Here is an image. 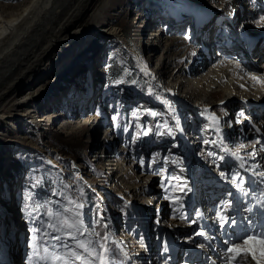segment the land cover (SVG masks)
<instances>
[{"label":"bare ground","instance_id":"obj_1","mask_svg":"<svg viewBox=\"0 0 264 264\" xmlns=\"http://www.w3.org/2000/svg\"><path fill=\"white\" fill-rule=\"evenodd\" d=\"M220 1L228 6L233 2L234 8L223 14L207 8L210 7L209 5H203V8L208 11L206 14V20L208 21L207 24L199 27L194 35V40H198V42L200 40L196 44V48L188 42L190 36L185 32L183 33L182 24L177 26L168 25V28H166V24L161 26L159 33L152 36L153 39L149 42L150 60L153 61L155 55L159 54L163 34L167 33L166 48L160 55L161 58L158 60L156 67H150L155 72L161 73L165 70V75H170L173 79L174 84L171 87L174 88L172 89L178 91V88H180V91H183L182 94L187 97L186 99L190 100L195 106L205 109L206 113H202L198 107L187 105L186 109H183L180 113L166 109L168 113L165 114L162 110L164 108L158 107L157 111L162 114L164 124L165 121H170L173 124L174 129H176L174 133L165 132L166 128H163L161 123L158 122V116H155V112L145 114L140 118L143 125L139 126L137 123L136 132L133 134L137 136H131V126H128L125 132L116 136L115 142L119 141L122 145H125V147L119 148L124 161L121 165L114 164L111 161L104 163L102 161L104 152H102L103 154L98 153L97 157L100 158V163H102L101 169H107L108 176L114 175V178H118L116 180L118 187L123 182L124 185L120 188L126 194L134 195L141 191L144 193L142 198L151 203L161 191L165 192V200L173 204L170 205L172 215L169 218L167 217L169 208L164 206V209L163 207H161L162 209L158 208V211L161 212L157 215L156 220L157 230L162 225L165 226V245H169V237L182 239L188 232H193L188 235V238H190L188 242L182 243L179 240L181 244L171 245L169 248H180L182 245L190 248L191 252L205 248L208 251L206 255L208 264H235V261L231 259L235 253L227 252V249L234 247L233 242L238 241L240 237L245 235L232 237L231 240L223 238V233H220L222 231L220 224L217 218L213 216L212 208L214 201L217 202L216 198L220 194L224 198L220 200L218 213H220V208L223 205V208L232 210L236 218L242 217L243 213L246 216L250 212L256 213L257 207L254 199L261 203L258 194L255 195L252 191L262 189L260 187L261 181L264 187V177L258 175L260 172H264V121L259 120V117L264 115L260 114V111L264 112V83L258 82L253 77H258L261 81H264V65L255 63L254 60L257 57L252 56L253 53L248 55V43L256 36L252 35L257 34L254 28L264 29V20H261V17H264V0L260 1L261 6L256 5L254 1L253 4L251 3L253 7L249 9H245L243 0ZM111 2L113 1L32 0L26 7L17 9L14 13L1 14L3 18L0 19V129L5 124H11L8 121L16 120L18 117L17 109L25 106L23 117L27 118V121L32 123L31 127L39 130V132L46 130L48 122H53L47 116L46 118H39L38 108H36L38 106H35V100L39 95L43 96L40 93L42 85L38 80L35 83L32 81L36 78V74L40 73L47 64H51L59 57L57 55L59 51L56 52V50L59 48L58 43L62 35L67 33L69 28L72 30L78 20L81 21L90 15L92 25L88 27L87 43L93 42L96 44L102 35H112L119 39V30L111 24H113V21H118L120 16L115 13L113 16L106 17L107 14L103 13ZM241 4H243L242 9H240ZM216 17L220 19L214 21ZM245 20L248 22H245ZM215 32L217 33L216 37H213L216 38L214 39L215 42L210 41ZM70 36L71 32L67 37ZM218 39L220 40L218 41ZM107 40L121 43L124 38ZM262 41H264L262 37L258 38V41L253 40L255 42L254 49H257ZM230 54L232 56L228 58L227 56ZM153 70L150 71L153 72ZM146 71L149 70L146 69ZM177 95L179 94L177 93ZM127 99H125L126 105L128 104ZM12 105L17 106L16 109L13 110ZM219 108L225 109V111L221 114L211 113L213 109ZM189 112H193L198 117L202 116L198 120L202 119L206 126L203 128L200 123H197L193 132L190 131L187 123L184 128L183 122ZM131 114H128V118ZM140 114H132L131 118L126 120L130 125H133ZM59 115L61 113L54 115L53 119L58 120ZM103 121L98 116H90L85 121V129L89 134L95 133L99 130L98 128L103 124ZM258 121L260 124L257 123ZM75 123L77 124L79 121ZM70 125L74 126L72 123ZM25 127L27 126L23 128ZM189 132L191 133L189 134ZM0 135H2L0 140L3 141L7 134L0 131ZM140 135H142L141 139L138 137ZM220 135L224 137L225 142L222 143L221 139L216 140V144L208 148V150H211L210 161L202 163L199 169L200 160L195 157L197 156L195 154L197 149L203 141L211 140L214 136L220 137ZM233 135L239 139L243 137L245 140L243 143L244 148H242L244 156L238 159H235L230 152L231 145L237 143L230 142ZM101 140L99 136L95 140L94 146L96 148L99 144L105 142L103 141L104 138ZM176 141H179V147L175 143ZM114 143L108 142L103 146L107 158L113 151ZM133 143H138V145ZM204 151L207 153V150H202V154H204ZM1 154L2 150L0 149V158ZM140 158L142 161L147 162V165H143L142 161L139 165L137 160L139 161ZM133 159H136V164L130 163ZM234 162L239 164L237 166L243 178L237 179L235 183L232 182V177H229L227 173L230 165ZM245 165L248 168L246 171ZM39 166H41V163L40 165L34 163L30 165V169ZM137 166H145L147 172L140 175L135 174ZM173 170L177 172L173 180L184 176L182 180L187 185H185L186 189L183 191V196H177L171 189L170 184L155 187L150 185L156 178L162 177V175L165 178V175L167 176ZM197 173L199 177H202L195 179ZM221 173H224L225 176H222ZM149 178L151 182L147 186ZM27 179L29 181L33 180L31 175H27ZM13 186H15V183L9 185V191ZM203 186H206V191H202ZM23 191L26 192L27 190L20 187L17 192L20 197ZM65 192H62L63 196ZM203 193L206 197H202ZM261 193H264V189L261 190ZM253 196L255 197L253 198ZM232 199L234 203L230 206L229 202ZM245 200H248V202L244 203ZM196 205L198 209L195 213L197 215L200 213L201 216L193 218L192 221L187 223L183 220L184 211L191 207L195 208ZM242 207H244V210ZM246 208L248 212H245ZM238 209H242L243 213ZM16 210H18L17 206ZM147 212L149 211H139L138 215L140 216L143 213L144 217L150 218L151 215ZM17 214L20 216L19 212ZM225 216H227L226 213ZM249 218L252 219V217ZM9 220L11 223L5 225L7 228L6 234L3 231L5 226L0 233L4 234L2 241H4L3 244L6 243L3 247L4 250H7V262L18 264L16 258L20 254L25 230L22 224L19 237H16L17 235H14L17 234L15 230H18L15 226V223L17 225L16 216H10ZM200 225L204 227L199 228ZM212 230L217 234V245L213 242ZM200 233H203V235H200ZM13 237L16 241H13ZM201 239L206 240V242L203 245L200 242L201 245L197 248L193 247L197 245L196 243L190 244V242H198ZM14 245L17 247L13 250ZM242 246L251 248L258 259L264 260V241L261 238L252 236L249 243ZM154 249L155 247H151L148 249L149 252L141 249L131 252L129 261L137 258L139 264H144L146 259L150 257V264H153L151 253ZM196 253L198 254L195 251ZM6 259L0 257V263L3 264ZM161 263L168 264L163 261ZM245 264H257V260H253L249 256Z\"/></svg>","mask_w":264,"mask_h":264},{"label":"rangeland","instance_id":"obj_2","mask_svg":"<svg viewBox=\"0 0 264 264\" xmlns=\"http://www.w3.org/2000/svg\"><path fill=\"white\" fill-rule=\"evenodd\" d=\"M31 1L0 0V19L3 18L1 14L14 13L17 9L26 7ZM111 1L113 2L103 13L107 14L106 17L113 16L115 13L120 16V19L116 22L113 21L111 25L119 30V39L124 38V41H121V43L112 42L107 39H119L112 35H102L96 44L93 42L87 43L88 27L92 25L90 15L81 21H76L72 30L69 28V31L62 35L58 43L59 48L56 52L59 51L57 54L59 57L51 64H47L40 73L36 74V78L32 81L35 83L38 80L40 85H42L40 93L43 96L39 95L35 100V106H38L36 108H38L37 114L39 118H46L47 116L53 122H48L46 130L39 132V130L31 127L32 123L27 121V118L23 117L25 106L17 109L18 117L16 120L8 121L11 124H5L0 129L1 132L7 134L3 141L0 140V149L2 150L0 158V232H2L6 224L11 223L9 218L14 215L17 222L15 226L18 229L15 230L17 234L14 235L19 237L22 220L17 214L16 197L21 187L30 192L34 191L32 194L36 195L37 198L40 197L43 205L48 207V209L42 208L43 212L52 211L51 207L54 205L53 211L68 209L70 216L76 209L68 203V199L75 201L76 204H82L85 210L82 212V208H80L78 211L81 214L85 228L89 232L94 230L99 233V227L97 226L102 225L103 233L101 235L107 234L110 236L107 247H109V244L112 246L117 245L119 253L121 252L123 255V257L119 258L115 255L112 257L115 260V264H139L137 258L129 261L130 253L140 249L148 252L151 246L156 247L158 238L163 233V229L158 231L156 226L157 215L161 212L158 210L162 209L161 207L164 209V206H167L169 208L167 217L169 218L172 215L170 205L173 204L165 200L166 194L164 191L156 195L154 201L151 203L142 198L144 193L141 191H138V194L135 193L134 195L126 194L120 188L123 187V182L118 187L116 184L118 178L116 176L114 178V175L108 176V170L101 169L102 163H100V158L97 157V154H103L102 152H104L102 158L104 163L111 161L114 164L121 165L124 161L122 158L123 154L119 151V148L125 147V145H122L119 141L115 142L116 136L119 133L125 132L128 126H131V136H137L136 134L133 135L136 132L137 123L139 126L143 125L142 119H140L143 117L142 113L135 119V121L137 120L136 124L133 122V125H130L127 120H124L125 115L119 114L117 122L112 123L114 116L111 113V108L119 109L120 102L125 104L126 98H128L127 102L129 104L132 100L133 92H137L139 87L145 86V84L147 86L144 96L150 95L159 104L165 103L166 109L180 113L183 109H186L187 105L195 106L190 100L186 99L187 97L182 94L183 91H180V88H178V91L172 89L174 88L171 87L174 84L173 79L170 75H165V70L161 73L154 70L153 72L150 71L149 62L152 67H156L158 60L161 58L160 55L166 48V43L168 42L167 33L163 34L161 48L158 51L159 54L155 55L153 61L150 60L149 42L153 39L152 36L159 33L161 26L166 24V28H168V25L177 26L182 24L183 33L185 32V34H189L190 36L188 42L196 48V44L200 40L199 42L198 40H194V35L199 30V27L204 26L208 21L206 20L208 11L206 8H203V5H209L210 7L207 8L224 14L234 8V3L232 2L228 6L222 4L220 0ZM254 1L256 5L259 4L261 6V0H243L245 9L253 7L251 3L253 4ZM4 9L7 12H3L5 11ZM245 22L248 21L245 20ZM169 28L171 29V27ZM255 30L257 34L263 33L260 35L264 39V29H258L257 27L254 28ZM70 32L71 36L67 37ZM109 68V71L116 72L114 82L112 83L108 80L107 70ZM146 69L149 71H146ZM162 73L164 74L162 75ZM40 85L38 84V86ZM172 97H175L177 100ZM102 98L104 99L102 100ZM16 107L12 105L13 110ZM158 107H161V105ZM198 108L201 109L202 113H206L205 109ZM166 109H162L165 114L168 113ZM224 111L225 109L219 108L213 109L211 113L221 114ZM59 113H61L59 119H53L54 115H58ZM132 114L129 115V119ZM260 114H264V112L260 111ZM90 116H98V118L104 120L103 124L98 128L99 130L91 133L92 135L89 134L84 126L86 119ZM199 117L193 112H189V115L184 119L183 127L186 123L189 124V129L193 132L195 125L200 123L201 127L204 128L206 124L202 119L199 121ZM259 118L261 122L264 121V115ZM76 121H79V123L76 124ZM68 122L74 124V126L72 127ZM109 122L110 124L107 125ZM165 122V124L160 122L163 128H166L165 132L169 134L174 133L176 129H174L173 124L170 121ZM21 126L27 127L23 128ZM98 136L102 140L104 138L103 141L105 142L99 144L96 148L94 144ZM138 137L141 139L142 135ZM216 140H220V137L214 136L211 140L203 141L197 149L195 153L197 156L195 157H198L200 160L199 169L202 163L210 161L211 150H208V148L212 146L213 142L216 144ZM108 142H115L109 158L105 154L106 150H103V146ZM230 142H237L230 147L232 155L233 153L236 154L233 155L235 159L244 156L242 150L244 148V138L239 139L233 135ZM202 150H207V153L204 151L205 155L202 154ZM140 161H142L141 158L139 161L137 160L139 165L141 163L147 165V162L142 161L140 163ZM34 163H38L39 165L41 163V166L30 169V165ZM130 163L136 164V159L131 160ZM237 165L239 166L237 162L230 165V168L227 170L229 177H241V172ZM247 169L245 165V171ZM144 172H147L145 166H137L134 173L140 175ZM31 174L33 179L34 177L35 179L29 181L26 175L30 176ZM176 175L177 172L175 170L170 171L167 176L165 175V178L162 175V177L156 178L153 183H150L151 179L149 178L147 186L148 183L154 187L170 184L171 189L177 196H183V191L186 189L185 185L187 184L182 180L184 176L173 180ZM196 176L195 179L202 177H199L198 173ZM144 179L146 180V177ZM42 180L50 181L55 187L59 188L60 192V187L62 191H66L63 199L60 200L57 195L56 197L52 195L50 199H43V197H46L47 189L43 187L39 188L38 183L40 184ZM34 181L36 182L34 183ZM11 183H15V186L9 191ZM261 185H263L262 181ZM205 187H202V191H206ZM204 196L206 197L205 193L202 194V197ZM38 203L36 201V205L31 203L29 206L33 211H28L27 219L29 222L31 220L36 223L33 227L26 226L25 231L27 237L30 235L32 251L36 250L33 246L37 245L41 249V255H45L42 248L47 246V242L41 243L40 238L44 231H51L50 229H46V224L51 218L45 214L41 217L40 215L38 216L40 214ZM147 210L149 211L147 214L151 215L150 218L144 217L143 213L140 216L138 215L139 211L146 212ZM245 212H248L247 208ZM167 217L165 218L166 220L168 219ZM42 220H44L45 225L41 226L40 222ZM97 220H99L98 224L96 223ZM3 231L6 234V226ZM188 233L183 236L180 242H188L190 232ZM0 234L2 235L0 237V257L6 259V256H8L7 250H4L3 247L6 243L3 244L4 241H2L4 234ZM88 238L99 239V237L92 236H88ZM14 240L16 241L15 238ZM201 240L190 242V244L203 243L204 240ZM65 242L73 243L70 240ZM215 244L217 245L216 241ZM15 247L17 246L14 245L12 249L14 250ZM52 251L53 249L49 248V252ZM60 254H62V251H57V255ZM32 259L37 264L39 258L32 255ZM6 262L7 259L3 261V264L8 263ZM39 264H64V262L50 259L48 261H39ZM76 264H79V261ZM144 264L146 263L144 262Z\"/></svg>","mask_w":264,"mask_h":264},{"label":"snow or ice","instance_id":"obj_3","mask_svg":"<svg viewBox=\"0 0 264 264\" xmlns=\"http://www.w3.org/2000/svg\"><path fill=\"white\" fill-rule=\"evenodd\" d=\"M264 20V17H261ZM260 83H264L258 77H253ZM233 155H236L233 153ZM242 166V165H241ZM225 176L224 173H221ZM260 177H264V172L258 174ZM227 178V177H226ZM237 179H243L242 177H232V182L235 183ZM68 203L71 204L76 211L72 212L69 216V210L63 209L56 212L47 211V215L50 221L46 224V229L51 231H44L41 236V243L47 242V246L42 248L45 255H41V249L39 246L34 245L33 256L38 257L39 261H63L64 264H76L77 261H81L82 264H115L112 257L116 254V251L107 247V243L110 240V236L107 234L101 235L94 230L89 232L81 219V214L78 209L82 208V204H76L75 201L68 199ZM232 224H235V219H231ZM99 223V220L96 221ZM222 223H229L228 219L222 218ZM38 231V230H34ZM87 233V235H86ZM203 235V233H200ZM257 235L264 241V232L257 233ZM88 236L99 237V239H89ZM252 239V232L249 231L245 236L240 237L238 241H234V247H229L227 252H234L235 255L231 257L235 261V264H245V261L249 256L253 260H257V264H264V260L257 258L256 254L251 248L243 247L247 245ZM70 240L73 243H67L65 241ZM115 243V242H113ZM49 248L53 251L49 252ZM57 251H62V254L57 255ZM126 255V254H125Z\"/></svg>","mask_w":264,"mask_h":264},{"label":"trees","instance_id":"obj_4","mask_svg":"<svg viewBox=\"0 0 264 264\" xmlns=\"http://www.w3.org/2000/svg\"><path fill=\"white\" fill-rule=\"evenodd\" d=\"M109 70H110V68L107 70L108 71L107 72L108 73V80L112 83V82H114L116 72L115 71H109ZM146 86H147L146 84H145V86H140L139 90L144 92L146 89ZM48 185H51V184L48 183ZM97 227H99V233L102 234L103 233V226L99 225ZM109 247L111 249H113V251H116L118 249L117 245L112 246L111 244H109ZM115 256L118 258L121 257V254L119 253V251L116 252Z\"/></svg>","mask_w":264,"mask_h":264}]
</instances>
